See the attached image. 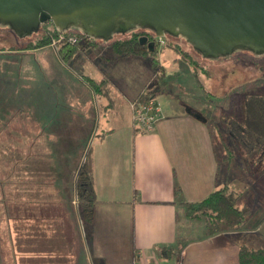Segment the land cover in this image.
Instances as JSON below:
<instances>
[{
    "label": "crops",
    "instance_id": "crops-1",
    "mask_svg": "<svg viewBox=\"0 0 264 264\" xmlns=\"http://www.w3.org/2000/svg\"><path fill=\"white\" fill-rule=\"evenodd\" d=\"M10 51L1 53L27 56L21 59L30 67L23 73L0 71V228L5 229L3 236L0 231V264H30L31 256L39 259L37 264H240V245L264 247V218L257 215L263 208L252 212L240 229L225 227L208 234L206 227L186 215L181 203L200 200L225 182L217 174L218 155L207 122L185 111V105L200 113L204 109L203 97L209 96L203 91L205 64L197 68L180 55L173 56L172 63H180L181 73L188 69L193 76L194 87L183 79L178 89H166L163 80L164 89L154 95L160 105L158 118L150 130L137 132L130 104L153 78L145 59H113L112 52L98 54L95 61L85 49L63 62L51 45ZM31 53L39 60L35 56L32 62ZM80 54L84 55L81 61L94 69L91 76L69 66ZM35 59L42 81L37 86L31 82ZM48 68L54 69L52 83L44 77L50 74ZM104 74L112 83L110 101L87 83V79L99 81ZM20 78L24 80L18 82ZM17 110L27 112L28 119L19 121L24 130L12 124L17 123ZM28 111L35 115L32 119ZM28 125L37 130L28 131ZM49 137L53 142H48ZM87 140L97 197L94 222L86 227L88 245L74 205L73 176L81 158L74 153L77 149L70 161L72 149ZM230 141V149L236 148ZM224 149L222 145V154ZM239 149H234L235 158L242 167H264V148L253 155L248 146ZM31 208H36L32 216L28 215ZM43 209H51L55 216H40ZM37 220L62 226L58 252L29 251L31 238L26 235L20 236L24 246L18 251L15 238L23 232L18 228ZM160 247L172 248L174 253L162 257ZM49 257L55 258L54 263Z\"/></svg>",
    "mask_w": 264,
    "mask_h": 264
},
{
    "label": "water",
    "instance_id": "water-1",
    "mask_svg": "<svg viewBox=\"0 0 264 264\" xmlns=\"http://www.w3.org/2000/svg\"><path fill=\"white\" fill-rule=\"evenodd\" d=\"M48 20L60 31L75 27L101 40L148 28L156 37H182L204 58L236 47L264 51V0H0V25L18 35H30ZM139 42L154 47L145 35ZM185 111L206 121L188 105Z\"/></svg>",
    "mask_w": 264,
    "mask_h": 264
},
{
    "label": "rangeland",
    "instance_id": "rangeland-1",
    "mask_svg": "<svg viewBox=\"0 0 264 264\" xmlns=\"http://www.w3.org/2000/svg\"><path fill=\"white\" fill-rule=\"evenodd\" d=\"M133 32H141V30H138L137 28H134L133 30H129V32H125V34L116 33L112 37L115 39L120 38H128L130 35H132ZM8 35V36H7ZM35 37V34H32L31 38ZM166 36L162 37V40L165 41ZM6 41V42H3ZM15 40V42H14ZM101 39H99L100 41ZM52 41L54 42V45L57 44L58 41L57 37L55 35L52 36ZM166 41H170L174 46H177L181 51H185L189 54V56L194 59L197 62V68L202 64H205V70L207 74L202 77L203 82V91H205L209 94V96L203 97L201 109L204 107V109L201 111V114L206 118V122L211 130L212 138H213V144L215 146L217 155H218V176H220L225 182L224 185H227L229 189H232L234 191H238L240 193L238 198V204L245 203L246 206H248L251 210L250 214L252 212H255L258 210L259 207L263 208L261 210L260 216L264 218V188L262 185V177L264 176V167H253L252 170L250 168L246 169L245 166L242 167L240 164V160L235 158L236 153L234 151V148L230 149L233 145H227L231 144L230 142H224L222 139H220V133H218V129L222 131L223 133L227 134L229 132H232L231 126L229 125V122H231V119L228 117V121L223 122V117L225 115H230L231 118L237 119L241 112V99L245 92L249 91H256L264 93V51L259 52H253L248 51L245 48L242 47H236L230 54L227 55H221L216 58L209 57L202 59L199 57V54L193 50L189 44L185 41V39H182L180 37H172L169 35V38H166ZM30 41V38L26 37L22 40H18L16 37L12 36V32L9 33L8 29H5L3 27H0V48L1 49H16V48H24ZM50 45V44H49ZM52 46V45H51ZM154 47L157 49V57H158V63L161 62L163 64V68H158L155 65H153V62H151L147 57L143 56H137L140 58H143L146 60V62L149 63L152 69L153 78L151 79L152 82H156L157 86H159L160 90H163V83L166 86V89H178V84L182 82L184 79L185 82H189L192 87H194V80L192 75H188V69L185 70V74L181 73V71L178 69V65L180 64L178 62V65L173 64V56L176 55L179 56L178 52L174 51V48H171L170 46H167L164 43L157 42ZM153 47V48H154ZM87 54L90 58H95V61L97 60L98 54H101L103 56H110L112 54L111 49V41L110 40H101L99 44H96L93 48H87ZM35 50V49H32ZM93 50V51H91ZM3 53H9L11 51L9 50H1L0 51V71H16L17 73H23L24 70L28 69L30 65H25L24 61H22L23 58H28L27 56L19 55L17 53L14 54H2ZM32 57L31 60L33 61V57L37 58L39 60V55H36V53H31ZM37 54H39L37 52ZM83 54H80V59L76 63H70V67L74 70L87 72L88 75H92L94 72V69L91 67L90 63L86 61H81ZM131 57V56H130ZM35 59V61L37 62ZM203 61V62H202ZM85 64V65H84ZM32 64L31 73L35 76V79L31 80L33 86H37L38 82L41 83L39 70L40 67ZM27 66V68H26ZM77 66V67H76ZM82 68L83 70H80L79 68ZM164 74L161 75L159 72L163 71ZM50 72L47 76L44 75L46 81H54V69H47L46 72ZM43 77V81H45ZM24 79L20 78L17 79L18 82H22ZM164 80V81H163ZM190 80V81H189ZM50 86V84H48ZM184 87L185 85L182 84ZM54 86V85H53ZM18 87V86H17ZM158 102V101H157ZM2 113V112H0ZM28 113L31 115L32 112L28 111ZM132 113V109H131ZM35 116L33 113L30 117L32 119ZM15 118L17 120V123L14 121L12 124H15L17 129L24 130L25 127L23 125H19V121L23 122L24 119H28L27 112H24L23 110H17L15 114ZM27 128L32 131H36L37 128L35 125H28ZM235 129H239L235 123L233 126ZM134 128V127H133ZM66 129V128H65ZM135 129V128H134ZM136 130V129H135ZM31 131V132H32ZM24 133V132H22ZM62 139H67V135H63ZM222 140V141H221ZM23 141V140H22ZM48 142H53L52 138L49 137ZM88 140L85 143H79L78 148L74 147L71 151L70 155V161L74 160V154L73 151L77 149L74 153L79 154L81 158H79V161L82 159V156L84 155V150L86 146L88 145ZM20 145V144H18ZM222 145L223 147H227L230 151H224L222 154ZM254 145V143H253ZM225 150V149H224ZM221 156V157H220ZM244 160V159H243ZM230 164L227 166L226 164ZM231 164L233 166H231ZM238 165V166H237ZM246 166L248 165L245 164ZM231 167V168H230ZM229 168V169H228ZM263 171V172H262ZM227 182V183H226ZM243 194V195H242ZM48 210L44 211V215H53V211ZM250 216V215H249ZM251 218V217H249ZM194 223L199 222V226L206 227L207 230V222L204 217H197L193 218ZM38 225V223H30V225ZM40 224V223H39ZM180 227H181V223ZM45 225L44 221L42 222V226ZM4 226V225H3ZM0 228V231L2 233V236L4 234V227ZM27 226V227H28ZM193 228V226H192ZM191 228V229H192ZM29 230V229H27ZM59 230L63 233L62 226L59 227ZM198 231V228L193 230ZM86 237H87V245H88V238L89 235L87 233V229L85 228L84 231ZM64 234V233H63ZM74 238V235H72ZM74 241V240H73ZM75 243V242H74ZM4 260H6L5 256H3Z\"/></svg>",
    "mask_w": 264,
    "mask_h": 264
},
{
    "label": "trees",
    "instance_id": "trees-1",
    "mask_svg": "<svg viewBox=\"0 0 264 264\" xmlns=\"http://www.w3.org/2000/svg\"><path fill=\"white\" fill-rule=\"evenodd\" d=\"M8 32H12V36L19 40L26 37L30 38V41L24 48H10L1 50H23V49H37L46 45H51L55 48L57 55L64 62H68L75 53L83 51L87 48H93L99 39L97 37L88 36L83 33L78 28L70 27L64 29L63 31L58 30L53 23L48 20L39 25L38 29L32 32L30 35H18L16 34L9 24L0 25ZM133 30V29H131ZM129 31H126V33ZM32 34L35 37L31 38ZM63 34L64 38L60 39L57 44L54 45L52 41V36L55 35L58 39V35ZM120 34H125L120 33ZM73 35L77 37V41L70 42L67 36ZM143 35L142 32H133L128 38H110L111 49L114 54V58L128 57V56H143L147 57L153 65L156 67L159 65L157 59V49H149L147 43L140 44L139 37ZM154 31L151 30L148 33L149 39L153 38ZM172 36L171 34H169ZM8 36V35H7ZM66 36V37H65ZM173 37V36H172ZM68 40V41H67ZM186 41V40H185ZM3 42H6L3 40ZM15 42V40H14ZM40 42V43H39ZM165 44L174 48L176 52L181 56V58L195 67L197 62L192 59L189 54L185 51H181L177 46H174L170 41H166ZM191 47V45L189 44ZM114 47V48H113ZM248 51H251L248 49ZM158 68H162L161 65ZM163 74V71L159 74ZM89 87L97 94L99 93L103 98L110 101L111 100V80L106 74L99 81H93L87 79ZM159 89L156 82H151L148 87L138 96V98L144 100L151 95L156 94V90ZM241 125L244 127L245 131L256 136L258 139L264 141V93L260 92H246L243 94L241 99ZM264 144V143H263ZM225 151H230L225 147ZM218 174V172H217ZM73 187H74V205L75 209L82 227H91L95 219V205L97 203V197L94 186V173H93V161L91 157V146L90 143L86 146L84 150V155L80 160L78 167L73 176ZM178 188L175 189V193ZM240 193L229 189L227 185L223 187L212 190L209 194L197 201H182L181 203L185 207L186 215L189 218L204 217L208 224L207 232L208 234L215 233L221 228H229L232 230L240 229L247 221L250 215V208L245 204H238V198ZM36 209V208H35ZM34 208L28 212V215H34ZM40 211V216L44 213V209ZM55 215H51V217ZM50 219V218H49ZM38 225L22 226L21 228L15 227L16 231H23L19 236L15 238L16 247L19 250L22 243L20 242L22 238L20 236L26 235L30 237V243H28L29 251H52L58 252L61 249V238L60 230L56 222L48 220L45 221V225L39 227V223L42 221H36ZM30 224V223H29ZM18 228V229H17ZM29 229V230H27ZM52 231V233H51ZM55 231H58L55 233ZM24 246V243H23ZM160 256L168 258L174 251L169 247L159 248ZM58 257V256H56ZM30 260L32 263L37 264L39 262L38 258L31 256ZM38 260V261H36ZM50 263H54L55 258L49 257L47 259ZM238 261L240 264H264V247H250L246 244L240 245L238 252Z\"/></svg>",
    "mask_w": 264,
    "mask_h": 264
},
{
    "label": "built area",
    "instance_id": "built-area-1",
    "mask_svg": "<svg viewBox=\"0 0 264 264\" xmlns=\"http://www.w3.org/2000/svg\"><path fill=\"white\" fill-rule=\"evenodd\" d=\"M63 38V34L58 35L59 40ZM67 39L72 43L78 40L77 37L73 35L67 36ZM157 39V42L165 44V41L162 40V37H158ZM130 106L132 109V126L136 129V131L144 132L150 130L154 122L157 120L160 112V105L157 102L155 96L151 95L144 100L136 97L134 100H132Z\"/></svg>",
    "mask_w": 264,
    "mask_h": 264
},
{
    "label": "flooded vegetation",
    "instance_id": "flooded-vegetation-1",
    "mask_svg": "<svg viewBox=\"0 0 264 264\" xmlns=\"http://www.w3.org/2000/svg\"><path fill=\"white\" fill-rule=\"evenodd\" d=\"M137 29L141 30L142 34L147 36V41L148 42L149 41H154V45L157 43V40H158L157 38L158 37H156L155 35H153L152 39H149L148 33H150V31H151L150 29H148V28H137ZM143 35H141V36H143ZM165 36H166L165 39L169 38L168 34H166ZM180 38H182V37H180ZM249 92H253V91H249ZM254 92H256V91H254ZM228 117L231 119V122H229V125H228V126H231V129H229V130H231V131L233 130V131L225 134L222 131H220V129H218V133H220V139H222L224 142H231L230 141V139H231L233 141V143H235V145H236L235 146L236 148H234V149H237V148L239 149V148H241V146H244V147L248 146L249 149L252 150L250 155L255 154L259 150L263 151V148H264V144L263 143H264V141L258 139L256 136H254V135L248 133L247 131H245L244 127L241 125V123H240L242 121L241 112H240L239 117L236 120L231 118L230 115H225L223 117V122L227 123ZM234 123L237 126H239L238 127L239 129H235L234 127H232ZM253 143H254V145H253Z\"/></svg>",
    "mask_w": 264,
    "mask_h": 264
},
{
    "label": "bare ground",
    "instance_id": "bare-ground-1",
    "mask_svg": "<svg viewBox=\"0 0 264 264\" xmlns=\"http://www.w3.org/2000/svg\"><path fill=\"white\" fill-rule=\"evenodd\" d=\"M20 39V38H19ZM68 41V40H67ZM40 43V42H39ZM166 43V42H165ZM114 48V47H113ZM122 92V91H121ZM15 125V124H14ZM2 133V132H1ZM3 138V137H2ZM12 168V167H11ZM3 184V183H2ZM3 187V186H2ZM50 202V201H49ZM54 204V203H53ZM86 245V244H85ZM88 247V246H87ZM73 248V247H72ZM80 264V263H79Z\"/></svg>",
    "mask_w": 264,
    "mask_h": 264
}]
</instances>
